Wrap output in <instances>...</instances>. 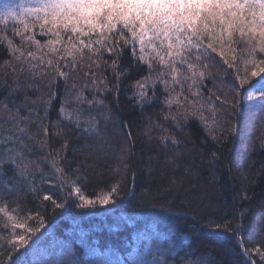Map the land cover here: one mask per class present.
Segmentation results:
<instances>
[{
	"label": "trees",
	"instance_id": "1",
	"mask_svg": "<svg viewBox=\"0 0 264 264\" xmlns=\"http://www.w3.org/2000/svg\"><path fill=\"white\" fill-rule=\"evenodd\" d=\"M2 1L28 3L0 0V6ZM42 22L28 31L13 20L0 25V136L13 137L22 153L19 162L27 164L25 175L10 162L0 175V190L11 189L4 198L7 210L17 217L9 222L0 214V264H6L12 254L9 241L13 235H26L25 228L14 224L35 227L37 218L43 219L44 225L33 238H38L37 245L28 250L33 264H183L189 246L196 256L206 251L216 261L249 264L235 246V236L223 228L225 222H231L233 228L240 223L244 245L264 249V106L237 90L245 72L252 80V66H245L246 45L234 44V52L224 49L225 58L236 65L238 72L223 64L219 56L207 61L210 67L198 82L199 95H193L196 86L189 90L192 81L188 80L183 94L177 96L181 88L171 85L169 75L164 77L171 85L168 91L157 81L153 97L149 84L147 96L153 98L138 103L135 82L148 74V56L145 62L133 66L131 48L124 50L118 70L122 74L125 69L131 71L122 75L118 90L113 70L103 66L97 69L95 65L89 69L87 53L72 71L60 61L61 70L68 73L65 80L56 75L54 67L47 66V60L55 64L57 56L44 45L56 37L40 28ZM17 30L23 36H15ZM26 36H34L42 47L23 39ZM9 40L25 56L33 52L37 59L29 61L37 67L29 69L23 58L17 61L9 52ZM63 43L56 46L61 52ZM136 48L139 54L138 44ZM217 50H221L219 46ZM104 59L111 63L108 55ZM261 59L264 56L258 54L257 60ZM152 67L155 78L163 69L155 60ZM92 71L98 82L101 75L108 78L110 91L93 88L85 75ZM17 84L20 87L13 92ZM29 84L32 87H27ZM80 90L88 100L94 96L103 100L106 108L78 104L75 96ZM50 92L56 97L46 115V105L40 98L47 99ZM169 96L174 100L171 106L166 103ZM62 98L67 99L68 110L79 109L82 118L94 117L99 134L85 133L81 130L83 123L77 127L62 116ZM189 101L197 105L198 115L185 120V110L192 108ZM101 112H110V118L106 120ZM44 126L48 127L47 137L43 135ZM172 138L179 143L174 145ZM56 168L63 170L69 182L79 177L78 186L88 199L106 195L113 185H118V193L107 205L97 202L78 207L81 201L75 195L65 202L61 197L68 186L63 192L56 187L60 175ZM45 194H53L64 206L56 208L44 201ZM0 206H4L2 202ZM242 212L246 214L241 218ZM210 221L221 228L210 229ZM252 260H259L255 252Z\"/></svg>",
	"mask_w": 264,
	"mask_h": 264
},
{
	"label": "snow or ice",
	"instance_id": "2",
	"mask_svg": "<svg viewBox=\"0 0 264 264\" xmlns=\"http://www.w3.org/2000/svg\"><path fill=\"white\" fill-rule=\"evenodd\" d=\"M9 20L23 24L25 31L34 27L36 22L43 21L40 23V28L47 29L56 37L55 40L46 41L44 45L57 56L55 64L52 59H48L47 66L54 67L56 75L65 78V80H67L68 73L61 70L60 61L62 60L63 66L72 71L76 69L80 61L85 59L87 53V58L91 60L88 65L89 69L95 65L97 69L103 66L113 70L118 90L122 75H127L131 71V68L125 69L122 74L118 70L124 50L131 48L133 66L136 63L145 62L146 56H148L146 61L149 69L148 74L135 82V86L139 90L135 93L138 103L150 101L155 97L157 81L164 85L165 91H168L171 85H179L181 88V92L177 93L179 96L183 94L184 83L191 80L192 84L189 85V90L196 86L197 92L193 95H199L198 82L203 80L206 70L210 67L207 61L214 60L219 56L223 64L238 72L236 65L230 64L225 58L224 49L227 48L234 52L236 49L232 46L243 42L246 45L244 51L248 57L245 66L246 68L248 65L252 66L250 73L252 80L249 81L247 72L243 79L237 75L236 79H240L237 90H243L248 94V99L258 100L264 106V59L257 60L258 54L264 56V0H28L27 4L5 3L0 6V25H6ZM29 21L32 23L30 24ZM94 35L98 38L93 39ZM15 36L20 37L23 34L17 30ZM81 37L86 38L87 42ZM23 39L34 42L38 48L42 47L41 42L34 36H26ZM62 41L64 43L61 52V49L56 46L61 45ZM8 44L9 52L17 61L23 58L29 64V69L37 67L29 61V58L37 59L33 52L29 51L25 56L18 47H12L11 40L8 41ZM137 44L139 45V54H137ZM218 46L220 51L217 50ZM17 52L20 55L17 56ZM44 55L39 57L42 64ZM105 55L109 56L111 63L104 59ZM93 57L95 59H92ZM154 60L163 69L157 73L155 78L152 77ZM233 60H236L235 56H233ZM85 75L90 77L93 88L100 91L111 90L108 88L107 77L101 75L98 82L96 72L92 71ZM169 75L171 85L169 80L164 79ZM51 84L50 81L49 87ZM149 84L153 88V97L147 96ZM101 85L103 88L100 87ZM87 86V84L84 85V87ZM19 87L20 85L17 84L13 92ZM27 87H32V85L29 84ZM73 87L76 86L73 85ZM252 93H258V95L253 96ZM55 97L56 93L50 92L47 99H44L43 96L40 98L46 105V115L48 107L52 105ZM27 99L26 97V101ZM184 99L188 100V97L185 96ZM75 101L78 104L87 102L90 108L93 106L106 108L104 101L96 99L95 96L93 100H88L84 96L83 90L77 92ZM173 102L174 100L169 96L166 103L171 106ZM32 103L35 104L36 101H32ZM67 103V99L62 98L59 109L62 116L71 119L77 127L83 123L84 127L81 130L85 133L99 134V126L94 117L82 118L79 109L68 110L65 108ZM175 103L181 106L179 100H176ZM189 103L192 108L185 110V120L188 116L198 115L197 105L192 101ZM100 114L106 120L110 118V112H101ZM172 119L177 120V117L172 116ZM201 119H203L202 116ZM177 126L179 127V122H177ZM19 131L23 132L24 129H19ZM47 134L48 127L44 126L43 135L47 137ZM163 139L169 138L164 137ZM10 142L11 146H9ZM19 142L23 144V141ZM172 143L175 145L179 141L172 138ZM66 146L65 143L63 147ZM0 148H3V153H0V175L3 174V166L9 162L16 165L20 175H25L27 164L19 162L18 158L22 159V153L15 147L13 137L0 136ZM56 171L60 173L56 187L63 192L65 186H68V191L61 199L67 202L68 197L75 195L81 201L77 205L78 207L94 206L97 202L107 205L113 202L114 194L118 193V185H113L111 191L106 195L88 199L78 186L79 177L69 182L65 179L62 169L56 168ZM10 192L11 189L0 190V202L4 205L0 206V214H3L9 222H15L17 217L7 210V201L4 199ZM43 200L50 201L56 208L64 206L63 203L57 202L53 194H45ZM245 214L246 212H242L241 218ZM38 216L39 214H37ZM32 218L28 217V219ZM43 225L44 220L40 218H37L35 227H25L20 223L14 224L16 228H25L26 235H13V239L9 241L12 254L7 257L6 264H33L28 250L33 245H37L38 238H33L36 237V233ZM241 226L238 223L233 228L231 222H225L223 228L235 236V246L239 248L240 253L248 260L249 264H264V249L246 247L243 236L240 234ZM207 227L218 230L221 225L210 221ZM253 252L259 256L258 261L252 260ZM185 257L183 264H233L232 261H216L206 251L196 256L190 246ZM45 264H49V262H45ZM60 264L63 262L61 261Z\"/></svg>",
	"mask_w": 264,
	"mask_h": 264
},
{
	"label": "rangeland",
	"instance_id": "3",
	"mask_svg": "<svg viewBox=\"0 0 264 264\" xmlns=\"http://www.w3.org/2000/svg\"><path fill=\"white\" fill-rule=\"evenodd\" d=\"M3 4H5L3 1H2Z\"/></svg>",
	"mask_w": 264,
	"mask_h": 264
}]
</instances>
